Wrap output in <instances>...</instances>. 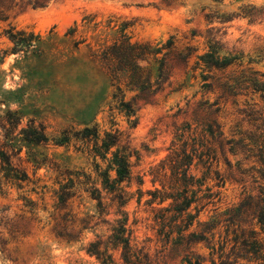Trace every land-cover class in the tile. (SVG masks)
I'll use <instances>...</instances> for the list:
<instances>
[{
  "label": "rangeland",
  "instance_id": "rangeland-1",
  "mask_svg": "<svg viewBox=\"0 0 264 264\" xmlns=\"http://www.w3.org/2000/svg\"><path fill=\"white\" fill-rule=\"evenodd\" d=\"M11 2L15 7L9 20L0 22V146L11 155L10 167L26 178L16 179L0 160V264H102L87 253L88 244L100 241L103 250L112 227L124 218L132 252L141 264H187V257L193 263L200 257L202 264H212V254L225 238H233L231 224L224 220L246 196L259 195L264 184L252 171L260 170V162L244 146L253 143L250 137L263 124L247 114L254 108L264 112V94L230 86L229 78L240 73L237 67L203 72L196 62L207 52L206 32L221 29L222 54L242 53L244 67L263 75L264 0H55L45 6L36 0ZM206 14L234 17L222 24L215 18L209 24ZM10 27L35 46L14 52L4 34ZM122 35L152 45L173 39L178 50H194L188 74L175 66L165 90L150 103L137 101L131 117L118 109L110 82L90 61L91 52ZM134 95L126 93L125 101ZM8 111L22 116L16 130L8 124ZM31 120L44 128L48 143L22 141L19 133ZM209 120L219 122L223 148L211 137ZM86 126H96L100 139L117 135L111 152L119 149L131 155V179L122 184L130 200L121 213L105 192L101 215L86 193H78L65 208L58 204L65 169L85 174L99 189V173L109 170V162L89 155L83 143L56 145L63 131ZM184 155L193 158L188 180L194 177L186 196H195L199 205L179 215L174 198L184 187L173 168ZM109 174L115 177L111 169ZM217 223L212 234L220 244L215 250L205 240L187 246L186 239H210L207 228ZM107 253L112 260L107 264H125L121 250L109 248Z\"/></svg>",
  "mask_w": 264,
  "mask_h": 264
},
{
  "label": "trees",
  "instance_id": "trees-1",
  "mask_svg": "<svg viewBox=\"0 0 264 264\" xmlns=\"http://www.w3.org/2000/svg\"><path fill=\"white\" fill-rule=\"evenodd\" d=\"M55 0H36V4L39 6H45L47 2ZM168 4L177 2L178 0H164ZM216 3H221L223 0H211ZM15 5H12L11 0H0V22H7L10 18V12L14 9ZM254 8L251 7V10ZM245 15V14H244ZM253 18L250 12L247 14ZM247 15H245L247 17ZM240 16V14H237ZM226 17H214L211 14H206L205 18L209 24H213L216 19H220L219 23H226L233 19ZM15 28L10 27L4 30V34L8 37L11 43L14 44V52H22V48H30L35 46L32 42L26 43L23 33L15 32ZM216 30V31H215ZM221 29L211 28L206 33L207 52L198 57L196 62V68L202 69L203 72L212 71H225L231 67H237L240 69V73L236 78H229L231 81L230 86L233 88L244 87L247 90H252L254 93L261 92L264 94V74L260 75L254 71L252 67H244L243 54H235L238 52L227 53L223 55L224 49L222 45V38L225 33L219 35ZM38 40V39H37ZM78 45V43H76ZM194 50L186 48L184 50H178L175 41L170 39L164 44L152 45L149 43H134L130 38L122 35L120 38L115 39L112 43L100 47L99 50L91 52V62L95 66L96 70L106 76L110 82L111 87L114 89L112 99L117 102L118 109L124 112L128 117L134 116L136 113V102L143 101L144 103H150L151 100L158 94L162 93L166 85L168 84L171 76L172 69L176 66L182 68L187 75V69ZM6 54V52H5ZM253 63L249 61L248 65ZM229 86V83H224L222 88L225 89ZM126 93H135L130 101H125ZM218 110H215V113ZM7 115L10 120L8 124L11 129L16 130L22 123V116L17 112L8 111ZM249 117H254L258 123H263L261 127H257L258 131L255 135L250 137L253 143L246 144L243 140L244 146L248 147V152L255 155L261 164L260 170L257 167L252 168V171L260 175V179L264 181V112L255 108L247 114ZM208 129L211 137L215 139L220 148H223L224 142L222 140L223 132L221 126L217 120L208 121ZM19 135H23L22 141L34 144H46L49 141L44 128L36 126L33 121H29L26 128H22ZM249 137V136H248ZM221 139V140H220ZM248 139V138H246ZM72 141L77 143H83L89 150V155L94 158H100L103 161L109 162V170L115 172V177L111 178L109 170L101 171L100 166L96 164V170L101 171L99 178L101 179L102 189H99L90 177L79 171H70L65 169L63 171L65 183L60 184V188L57 192L58 204L65 208L68 202L75 197L78 193H86L92 200L97 202V209L99 215L104 210V199L102 193H107L110 196L111 204H114L121 213V210L127 205L130 197L122 187V184L129 182L131 179V165L130 154L124 153L119 149L115 152L111 150L118 144V136L113 134H106L103 139H100L98 129L96 126H86L83 130L71 131L65 130L61 133L60 138L57 139V146L69 145ZM242 142V141H241ZM232 143V142H231ZM7 147L0 146V160L2 164H5L10 168V172L14 171L16 174L14 177L18 180L26 178L25 174L19 170L12 169L10 157L11 155L6 150ZM13 151V149H12ZM214 151L210 150V153ZM18 154V153H17ZM111 158H107L108 155ZM209 151H208V154ZM185 159L181 160L180 165H175L173 170L176 175L178 183L183 185L184 190L178 191L174 198L175 211L181 215L187 212L193 204L199 205V200L196 198L189 199L186 194L188 186L193 185L194 177L189 176L188 171L193 162V158L184 155ZM201 155L200 158H203ZM180 169L182 173L179 172ZM212 169V164L209 165L208 170ZM216 178L221 182V175L218 171H215ZM181 175V177H180ZM83 177V179H82ZM4 178H7L4 176ZM190 181V182H189ZM255 183L258 182V176H256ZM2 185L0 179V186ZM264 184H260L259 195L246 196L242 205L238 207L234 213L233 209L225 223L231 224L232 232L227 231V237L233 236L232 240H226L223 242L218 251L212 254V264H264ZM212 195L207 199H211ZM188 218H192L190 214ZM220 223L209 226L208 233L211 234V238L203 239H186L187 246L191 243H196L205 240L208 242L212 249L215 250V233L212 232L219 226ZM127 219H120L112 227L111 235L108 241L104 245V249H101L102 242L93 241L88 244L87 253L95 256L102 264L112 262L111 256L107 253L108 249L121 250V258L125 264H141L136 254L132 252L130 245V232L127 227ZM88 228L84 227L83 230ZM187 264H202L201 258L198 257L195 263L192 262V258H186Z\"/></svg>",
  "mask_w": 264,
  "mask_h": 264
}]
</instances>
